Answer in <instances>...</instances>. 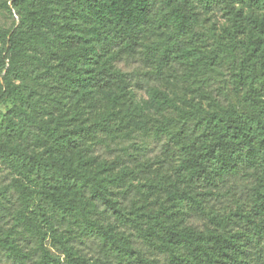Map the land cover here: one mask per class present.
Wrapping results in <instances>:
<instances>
[{
	"label": "trees",
	"instance_id": "16d2710c",
	"mask_svg": "<svg viewBox=\"0 0 264 264\" xmlns=\"http://www.w3.org/2000/svg\"><path fill=\"white\" fill-rule=\"evenodd\" d=\"M243 3L261 15H244L236 7ZM11 7L18 22L0 30V104L11 103L0 122V162L11 175L0 185L7 203L0 200V207L11 211L9 191L15 187L22 200L17 219L40 239L49 235L64 255L62 260L40 241L35 264H264V0H160L157 14L154 0H11ZM201 7L229 15V45L239 56L212 99L214 108L192 122L183 120L176 130L169 131L166 121L154 131L160 161L172 168L178 183L143 223L145 213L124 209L126 190L109 194L98 170L86 169L91 144L82 147L83 141L99 132L111 135L112 126L102 118L79 120L78 102L87 98L97 107L102 98L109 103L125 98L132 73L118 62L140 52L151 27L171 29L172 45L179 36L195 35ZM141 54L160 67L193 57L190 64L199 68L214 58L173 53L162 43ZM32 74L29 84L26 77ZM231 91L241 94V107L231 100ZM73 96L76 102L68 108ZM169 105L164 98L155 109ZM34 180L40 185L32 186ZM87 190L92 205L86 206ZM33 195L38 200L31 207L27 201ZM99 206H104L101 215L110 212L136 231L144 246L121 242L107 223L85 215ZM78 214L88 224L86 234L102 236L101 257L70 245L73 235L62 238L37 222L41 216L42 222L63 226L66 217L75 221ZM15 239L0 234V249L23 257Z\"/></svg>",
	"mask_w": 264,
	"mask_h": 264
},
{
	"label": "rangeland",
	"instance_id": "374dc122",
	"mask_svg": "<svg viewBox=\"0 0 264 264\" xmlns=\"http://www.w3.org/2000/svg\"><path fill=\"white\" fill-rule=\"evenodd\" d=\"M160 0H154V10L159 7ZM243 14L261 15L252 7L243 4H236ZM157 14V11H156ZM155 14V19L158 15ZM18 16L11 7V0H0V30L7 29L13 24H17ZM197 25L195 35L179 36L172 45L171 29L151 27L147 30L140 41L138 47L140 52L133 56H127L118 62L122 71L132 73L131 86L126 89L125 98L109 103L106 98L97 107H92L90 101L79 99L78 105L81 111L77 118L84 123H92L102 118L109 120L112 126V134L107 135L99 132L94 140L85 139L82 147L88 144L89 156L87 158L86 169L98 170V177L106 179L109 194H119L127 191V198L122 204L126 211L131 210L138 215L144 214L141 219L143 223L147 220L146 214L153 215L165 199L168 190H171L178 183L177 176L170 166H166L160 154V139L154 134L157 127L161 128V123L168 121V130H176L183 120L192 122L204 111L214 108L212 99L216 96L220 86L229 79V73L234 68L239 56V49H232L230 35L232 32L231 19L224 11L217 8L201 7L197 14ZM167 45L175 53L192 52L199 56L202 53L214 55L212 62L205 63L197 68L190 64L193 57L180 62L170 61L169 64L160 67L156 61L146 63L141 58L144 48L158 44ZM38 48H41L38 45ZM99 58V64L103 56ZM28 61V60H27ZM210 61V60H208ZM207 61V62H208ZM98 64V65H99ZM31 76L26 77V82L33 83ZM110 92L117 93V90ZM164 98L170 101V105L163 110H156L157 101ZM230 98L240 107L242 104L241 94L230 92ZM77 96L69 99V107L75 104ZM111 104V105H110ZM11 106L10 102L0 104V122L3 114ZM91 151V152H90ZM83 155V154H82ZM76 156V155H75ZM11 175L0 162V185H7ZM32 186H39L40 182L34 180ZM12 195L11 211L6 213L0 207V234L9 233L10 237H16V242L23 248V257L10 256L4 249H0V264H35L40 250L38 243L41 241L50 253L60 256L64 255L58 244L48 235L43 240L35 230L27 229L21 219L16 216L15 210L20 209L22 200L18 198L15 187L9 191ZM85 204H91L90 191H85ZM4 203L6 201L0 197ZM38 200L37 195H33L27 204L34 206ZM7 204V203H6ZM30 207V208H31ZM104 206H99L97 211L90 209L85 215H90L93 219L100 218V221L108 224V231L115 234L121 242L125 244L144 246L142 237L131 227L119 223L110 212L100 214ZM30 210H33L32 208ZM128 213V212H127ZM104 217V218H103ZM49 233H54L62 238L72 236L69 244L82 248V253L88 256L101 257V235H88V224L84 222V216L78 214L75 221L65 218L63 226H59L54 220L46 222L40 221ZM192 221L196 225H201L202 221ZM91 222V221H90ZM186 225V224H185ZM31 255L32 257H27ZM163 260L164 256H159Z\"/></svg>",
	"mask_w": 264,
	"mask_h": 264
}]
</instances>
